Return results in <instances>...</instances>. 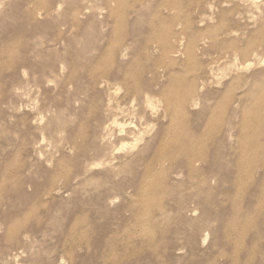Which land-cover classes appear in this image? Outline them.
<instances>
[{
    "label": "rangeland",
    "instance_id": "374dc122",
    "mask_svg": "<svg viewBox=\"0 0 264 264\" xmlns=\"http://www.w3.org/2000/svg\"><path fill=\"white\" fill-rule=\"evenodd\" d=\"M263 91L264 0H0V264H264Z\"/></svg>",
    "mask_w": 264,
    "mask_h": 264
},
{
    "label": "bare ground",
    "instance_id": "6f19581e",
    "mask_svg": "<svg viewBox=\"0 0 264 264\" xmlns=\"http://www.w3.org/2000/svg\"><path fill=\"white\" fill-rule=\"evenodd\" d=\"M100 79L103 80L102 82L108 84V82L120 80V77L117 74L116 75L108 74L107 76L104 77L105 80L103 79V77H100ZM122 81L124 82V79H122ZM148 91L149 90L147 89L142 94V92H139L137 89H133L129 93L131 95V103H133L134 101H136L137 99H140V98H143L144 100L149 99ZM261 95L264 96V91L261 93ZM192 103L195 105V101H193ZM244 108L242 109V112H243ZM125 111H126V109L125 110L122 109L121 105H116V107L110 106L109 104L107 105V115H108L110 123H111L110 125L116 127L117 131L115 133H112L111 131L106 132V134H104L102 137H100V142H101L100 147L101 148L98 151L99 156L108 157L106 152L109 149H112V142H118V143L124 142L125 140H128V139H131L132 137H135V135L138 133L137 132V126H138L137 124H135L132 121L127 122V121L119 119V117L122 116ZM235 113H237V111H235ZM230 125L231 124H229V127H230ZM106 130H108V129H106ZM177 152H178V149H174V153L171 157H169L167 159L164 158V160L163 159L160 160L158 157H154L153 160H157L161 163L166 162L167 163V171H170L172 175H178L177 170L180 168H184L187 170V175H189V176L195 175L196 173H197V175L198 174L199 175L210 174L212 176L213 168L215 167L214 162H208L209 163L208 167H200L198 169H195L193 166V164L195 162H198L199 159H202L201 152L199 153V155H194L192 152L187 151L185 154V161L183 164H181V166L177 163H174V156ZM146 153H147V146H145L141 149L140 155L143 156ZM263 155H264V153H263ZM88 156H90V155H88ZM132 158H133V156H130L128 158V161L126 162L125 166H127L133 162ZM149 165L150 164H148L146 167H144L142 169L141 177L143 178V180H145L148 176L151 175V170H150ZM248 165L250 168L252 167L251 169L255 170L254 173L256 175V176L254 175V177L253 176L251 177L250 185L247 188L248 193L251 196L248 203L254 202V198L257 196L259 197V195H261V197H259V198L257 197V199L261 198V200L258 201V204L256 205V207L259 210H262V209H264V158H262L258 161H253L251 163H248ZM115 175L118 177V175H119L118 172H116ZM206 190H207V192H208V190H209V192H212V189H210V188H208V189L206 188ZM183 203H180L179 206L177 204V208H179L181 210L185 205V202H183ZM195 203H196L195 205L198 209L204 210V206H203L201 199H198ZM263 234H264V232H263Z\"/></svg>",
    "mask_w": 264,
    "mask_h": 264
}]
</instances>
